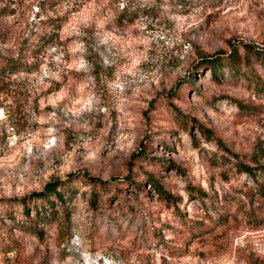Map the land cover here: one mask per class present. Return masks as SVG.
<instances>
[{
    "label": "rangeland",
    "instance_id": "rangeland-1",
    "mask_svg": "<svg viewBox=\"0 0 264 264\" xmlns=\"http://www.w3.org/2000/svg\"><path fill=\"white\" fill-rule=\"evenodd\" d=\"M39 1L0 0L25 64L0 71V264H264V62L228 58L264 50V0ZM185 217L215 229L188 241Z\"/></svg>",
    "mask_w": 264,
    "mask_h": 264
},
{
    "label": "trees",
    "instance_id": "trees-1",
    "mask_svg": "<svg viewBox=\"0 0 264 264\" xmlns=\"http://www.w3.org/2000/svg\"><path fill=\"white\" fill-rule=\"evenodd\" d=\"M64 0H40L38 4V10L39 11H45L48 12L51 9L58 6L60 3H62ZM7 6H1L0 8V15H5L8 13ZM139 14L135 11L130 10L128 6L125 4L122 5V8H120L119 12L115 15L116 18H118V21L121 24L128 23L132 24L135 22L137 16ZM43 36V37H42ZM38 36L33 39H28L25 42V47L23 49H26L28 51L29 57H33V52L37 49L38 46H41L43 43V39L46 38V35ZM245 48V53H239L237 49H235L231 54H229L228 58L229 61L234 65H241L242 62L250 63L254 60H261L264 62V50L261 51L257 49L254 45L250 43H244L243 44ZM24 57H28L26 54ZM224 60H227V57H223L219 54L216 55H207L203 58L201 65L208 66V69H210L212 72L215 73L217 76V70L218 67L221 66ZM23 60L19 58L12 57L11 59L5 60L0 58V71L7 73L10 75L11 73H18L20 71L25 70V64L22 63ZM203 131L206 133H209L211 130L208 128H203ZM210 134V133H209ZM212 135V134H211ZM238 166V169L240 171L247 170L251 171V167L243 164L242 162L237 161L235 163ZM92 181L99 183L100 185H106L107 182H104L98 178L92 177L90 178ZM149 180L152 182V185L154 188L158 191L159 195L161 197H164L167 202L175 201V196H172L170 193L167 192L163 188V184L155 177L151 176ZM189 192L194 195L198 196L199 198H204V193L200 189H196L195 187L191 188ZM39 198H41V204L36 206L37 214L41 218L47 217L49 214H53L55 212V200L58 198H62V194L60 191H58L57 187L53 184H48L44 191L36 193ZM96 203V201L93 202V204ZM49 208H51L52 212H49ZM29 212V209H27V213ZM30 214V212L28 213ZM183 227L180 229V233L182 234L181 237L190 241L193 237H199L206 233H210L215 229V226H205V223L203 221H195L191 219H187L186 217L183 218ZM38 233H40L38 231ZM187 242V241H186Z\"/></svg>",
    "mask_w": 264,
    "mask_h": 264
}]
</instances>
